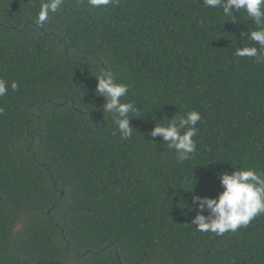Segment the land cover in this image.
Wrapping results in <instances>:
<instances>
[{
    "label": "trees",
    "instance_id": "1",
    "mask_svg": "<svg viewBox=\"0 0 264 264\" xmlns=\"http://www.w3.org/2000/svg\"><path fill=\"white\" fill-rule=\"evenodd\" d=\"M41 3L0 0V264H264V213L223 235L192 224L193 194L218 197L219 174L264 172V62L235 55L259 50L246 12L64 0L41 26ZM102 72L138 109L127 140ZM193 110L197 150L180 162L150 133Z\"/></svg>",
    "mask_w": 264,
    "mask_h": 264
},
{
    "label": "clouds",
    "instance_id": "2",
    "mask_svg": "<svg viewBox=\"0 0 264 264\" xmlns=\"http://www.w3.org/2000/svg\"><path fill=\"white\" fill-rule=\"evenodd\" d=\"M93 8H100L112 3V0H88ZM64 0H42L36 24L44 25L50 18V14L61 10ZM203 6L209 9H222L227 17H234V12L243 10L247 17L256 26L247 34L250 41L259 44L256 46H237L235 55L239 57H254L257 62H264V0H203ZM98 80L96 93L105 98L103 109L105 113H111L113 120L120 131V138L127 140L132 136L133 127L130 126L129 113H137L136 105L129 102H121V98L127 96L129 86L125 83H117L111 72H102L96 77ZM8 82L0 78V97L8 93ZM12 90L18 88L17 82L11 83ZM201 114L195 110L186 116L172 117L165 123H156L151 131L152 137L160 136L168 142L167 147L174 149L176 159L180 162L189 160L197 150L196 140L198 135V122ZM223 191L218 197H201L193 194V210L197 211L192 224L200 232H213L223 235L228 231L235 232L240 227H246L255 217L264 213V172L258 173L252 168H237L233 172L219 174ZM207 211L208 215L203 213Z\"/></svg>",
    "mask_w": 264,
    "mask_h": 264
}]
</instances>
